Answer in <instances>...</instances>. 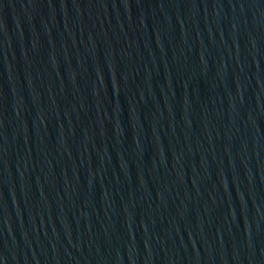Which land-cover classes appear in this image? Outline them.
<instances>
[{"label": "water", "instance_id": "water-1", "mask_svg": "<svg viewBox=\"0 0 264 264\" xmlns=\"http://www.w3.org/2000/svg\"><path fill=\"white\" fill-rule=\"evenodd\" d=\"M0 264H264V0H0Z\"/></svg>", "mask_w": 264, "mask_h": 264}]
</instances>
